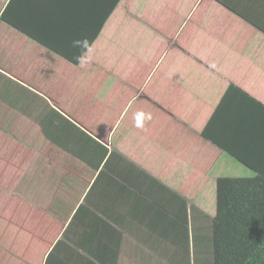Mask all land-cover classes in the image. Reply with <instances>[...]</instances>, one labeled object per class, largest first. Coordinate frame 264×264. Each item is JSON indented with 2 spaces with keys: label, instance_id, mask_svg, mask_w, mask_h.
I'll return each instance as SVG.
<instances>
[{
  "label": "crops",
  "instance_id": "0c3cea01",
  "mask_svg": "<svg viewBox=\"0 0 264 264\" xmlns=\"http://www.w3.org/2000/svg\"><path fill=\"white\" fill-rule=\"evenodd\" d=\"M12 1L0 264H192L217 179L264 165V0H124L92 44L99 0Z\"/></svg>",
  "mask_w": 264,
  "mask_h": 264
},
{
  "label": "trees",
  "instance_id": "16d2710c",
  "mask_svg": "<svg viewBox=\"0 0 264 264\" xmlns=\"http://www.w3.org/2000/svg\"><path fill=\"white\" fill-rule=\"evenodd\" d=\"M122 1L99 0V11H102V5L106 9L105 18L92 20L98 30L90 38V44L97 40L105 23ZM15 6L12 1L0 19L15 30L24 32L23 21L17 17V13L16 18L12 17ZM80 59L72 61L79 63ZM208 127L209 124L202 136L213 143ZM241 163L246 166L249 176L217 179L214 214L209 216L203 213L201 227L192 228L186 222L185 234L188 236L192 228L196 241L193 243L194 251L201 255L198 259L192 258V264H264V165L247 161ZM182 263L191 264L189 258ZM59 264L62 263L59 261Z\"/></svg>",
  "mask_w": 264,
  "mask_h": 264
},
{
  "label": "rangeland",
  "instance_id": "374dc122",
  "mask_svg": "<svg viewBox=\"0 0 264 264\" xmlns=\"http://www.w3.org/2000/svg\"><path fill=\"white\" fill-rule=\"evenodd\" d=\"M133 7H135V6H133ZM124 44V43H123Z\"/></svg>",
  "mask_w": 264,
  "mask_h": 264
}]
</instances>
